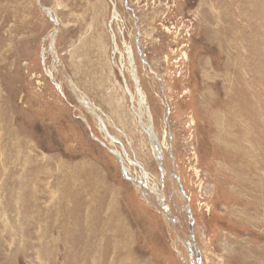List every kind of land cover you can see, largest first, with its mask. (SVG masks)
<instances>
[{
	"label": "rangeland",
	"instance_id": "obj_1",
	"mask_svg": "<svg viewBox=\"0 0 264 264\" xmlns=\"http://www.w3.org/2000/svg\"><path fill=\"white\" fill-rule=\"evenodd\" d=\"M195 251L264 264V0H0V264Z\"/></svg>",
	"mask_w": 264,
	"mask_h": 264
},
{
	"label": "water",
	"instance_id": "obj_2",
	"mask_svg": "<svg viewBox=\"0 0 264 264\" xmlns=\"http://www.w3.org/2000/svg\"><path fill=\"white\" fill-rule=\"evenodd\" d=\"M192 245H194V247H195V243H194V241L192 242ZM194 249H195V248H194ZM194 254L196 255L197 264H201V262H200V258L198 257V254H196V251H195Z\"/></svg>",
	"mask_w": 264,
	"mask_h": 264
},
{
	"label": "bare ground",
	"instance_id": "obj_3",
	"mask_svg": "<svg viewBox=\"0 0 264 264\" xmlns=\"http://www.w3.org/2000/svg\"><path fill=\"white\" fill-rule=\"evenodd\" d=\"M190 226L192 227L191 223H190Z\"/></svg>",
	"mask_w": 264,
	"mask_h": 264
}]
</instances>
